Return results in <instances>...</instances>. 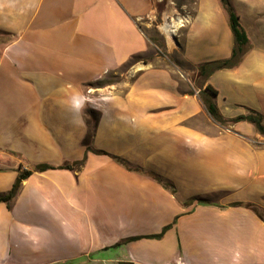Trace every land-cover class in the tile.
<instances>
[{"label":"crops","instance_id":"crops-1","mask_svg":"<svg viewBox=\"0 0 264 264\" xmlns=\"http://www.w3.org/2000/svg\"><path fill=\"white\" fill-rule=\"evenodd\" d=\"M161 2L0 0V196L19 185L0 201V264H264V220L233 205L264 209V142L254 141L264 135L248 121L220 124L200 94L228 120L264 117V0H230L249 50L199 92L180 65L145 57L140 21L165 13ZM233 47L222 0H198L181 60L199 80L200 64ZM128 64L125 79L98 84ZM170 224L161 239L113 247Z\"/></svg>","mask_w":264,"mask_h":264},{"label":"trees","instance_id":"trees-1","mask_svg":"<svg viewBox=\"0 0 264 264\" xmlns=\"http://www.w3.org/2000/svg\"><path fill=\"white\" fill-rule=\"evenodd\" d=\"M222 2L225 5V7L227 8V10L229 11L231 28H232V31L234 34V47H233L232 55L229 58L217 59V60L205 62L204 64H202L199 67L200 87H204V85L206 84V81L216 71L221 70V69H226V68H234V67L238 66L242 62L244 56L246 55V53L249 50V38H248L245 30L243 29V27L240 23L239 16L236 14L230 0H222ZM151 41L156 43L155 38H151ZM164 54H165V52H164ZM105 82L106 81L98 82V84H100V86H102V84H104ZM206 90H209L214 95L218 94L217 90L214 89L211 85H207ZM202 98L206 104V107H207L209 113L213 116V118L216 121L220 122L221 124L226 125L228 122L248 121V122L253 123L256 126V128L258 129V131L264 135V122H263L264 117L261 113L255 111V110H251L250 113H248V114L239 115L233 119L228 120V119L224 118L223 115L220 113L215 101L212 99L211 96L204 93ZM94 120L97 121L96 117L94 118ZM90 125L93 127L96 126V125L92 124L91 121H90ZM90 135H94V129L91 130ZM88 149H91V147H88ZM96 152L100 153V154H108L107 152L100 151V150H96ZM112 157L115 158L116 160H118L119 162L123 163L129 169L143 172V169H141L140 167H133L132 165L129 164L128 161H126L125 159H123L121 157H118V156H112ZM84 161L85 160L76 161V162L71 163V164H65L61 167L73 169V168L77 167L78 165L83 164ZM50 168H54V167L51 165H48V164H41V165L36 166V170H40V171H44V170H47ZM147 173L152 178H154L158 182L162 183L166 188H170L175 193V191H176L175 187L171 183L165 181L161 175H158L154 172H148V171H147ZM31 174H32V171H24L20 174V179H25L28 176H30ZM18 190H19V185H16L8 194H6L4 196H0V201H7L10 204V202L17 195ZM193 200H198L199 202H203V203H209L208 199L203 198V197H199V196L192 198L191 202ZM233 205L245 206V207L251 208L252 210H254L258 214V216L262 220H264V209H262L260 206H258L256 204L236 202V203H233ZM172 226H173V224L167 225L163 229V231L161 233H158V234L128 237V238L124 239L122 242H119V243L113 245V247L117 248V247L121 246L123 243L139 240V239L144 238V237L161 239L164 236V234ZM120 264H133V263H131V262H120Z\"/></svg>","mask_w":264,"mask_h":264},{"label":"rangeland","instance_id":"rangeland-1","mask_svg":"<svg viewBox=\"0 0 264 264\" xmlns=\"http://www.w3.org/2000/svg\"><path fill=\"white\" fill-rule=\"evenodd\" d=\"M197 2L198 0H162V6L163 7L162 10L165 11V13H160L159 15L155 16L154 18H149L146 17L144 19H142L140 21V25L142 26L143 30L146 32V34L150 37V38H155L156 43H154L152 41L151 44V49L148 52L149 54H147L145 57L151 60H157L159 57L161 62L163 63L164 61L167 63H170L171 66H175V64L180 65L184 70H186L187 72H189V75L187 76V81L192 83V87L194 92H199L198 89L200 87V80H198V78L196 77L195 73L192 72V70L194 69L193 66L188 65L187 63L183 62L181 60L182 57V53H181V48H182V42L185 38V32L186 29L192 19V15L196 10L197 7ZM174 19V20H173ZM178 19V20H175ZM182 19V20H181ZM173 20V21H171ZM180 20V22H179ZM173 22L175 24H178V28L177 31L175 32L174 38L171 40L169 38L168 33L164 31L163 26L165 24V22ZM1 37V35H0ZM2 38V37H1ZM3 39H6L3 37ZM193 39V38H192ZM196 41L199 40V38H196ZM207 40V38L204 39H200V41H205ZM169 41V42H168ZM172 41V43H171ZM172 46H169V44ZM202 44H205V42H203ZM201 45V44H200ZM181 47V48H180ZM165 52V54H164ZM135 60L137 59H132V61H130V64H132ZM213 61V60H210ZM209 62V61H206ZM205 63V62H204ZM202 63V64H204ZM130 64H128L127 66L123 67L122 70H120L119 73L117 74H112L110 77H107L106 82L107 83H111V82H119L121 81L123 78H126V74L128 72V67L130 66ZM200 64V66L202 65ZM130 69V68H129ZM124 71V72H123ZM123 73L124 76L122 75ZM130 76V74H128V77ZM216 82V80H215ZM201 96L204 95L203 92L200 93ZM250 113V112H249ZM92 117V116H91ZM92 123L95 124V120L92 117ZM221 124V123H220ZM227 124H234L232 122H228ZM243 127H249V125H251V129L247 128V131H249V134L253 133V130H256V128L254 127L253 124L249 123V122H243ZM254 141L256 142H260L263 141L264 142V138L263 137H254ZM221 195H214L212 196V198H207L210 201L216 200L220 197ZM114 251V250H111ZM62 264H91L88 261H70L68 263H62Z\"/></svg>","mask_w":264,"mask_h":264},{"label":"bare ground","instance_id":"bare-ground-1","mask_svg":"<svg viewBox=\"0 0 264 264\" xmlns=\"http://www.w3.org/2000/svg\"><path fill=\"white\" fill-rule=\"evenodd\" d=\"M179 22H180V20H179ZM177 28H178V24H175L173 22H166L164 24V29L168 33V36L171 40L174 38V35H175V32L177 31ZM171 43H172V41H171Z\"/></svg>","mask_w":264,"mask_h":264},{"label":"water","instance_id":"water-1","mask_svg":"<svg viewBox=\"0 0 264 264\" xmlns=\"http://www.w3.org/2000/svg\"><path fill=\"white\" fill-rule=\"evenodd\" d=\"M20 181H21V180H19L17 184H19V183H20Z\"/></svg>","mask_w":264,"mask_h":264}]
</instances>
